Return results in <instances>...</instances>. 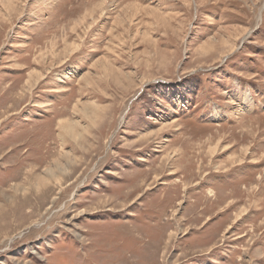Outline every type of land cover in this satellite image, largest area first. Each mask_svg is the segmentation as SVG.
Instances as JSON below:
<instances>
[{"label":"rangeland","instance_id":"1","mask_svg":"<svg viewBox=\"0 0 264 264\" xmlns=\"http://www.w3.org/2000/svg\"><path fill=\"white\" fill-rule=\"evenodd\" d=\"M0 264H264V0H0Z\"/></svg>","mask_w":264,"mask_h":264},{"label":"bare ground","instance_id":"2","mask_svg":"<svg viewBox=\"0 0 264 264\" xmlns=\"http://www.w3.org/2000/svg\"><path fill=\"white\" fill-rule=\"evenodd\" d=\"M240 97H241V95H240ZM8 120H9V119H8ZM62 130H64V127H62ZM65 130H66V129H65ZM70 137H71V139H72L73 141L75 140V138H74L73 135H71ZM50 174H51V173H50ZM50 174H47V175H50ZM31 175H32V174H31ZM36 181H37V180H36ZM37 182L40 183V181H37ZM37 182H36V183H37ZM41 182H43V181H41ZM43 183H44V182H43ZM37 185H38V184H37ZM38 186H39V185H38ZM41 186L43 187V185H41ZM46 189H47V188H45L44 190L46 191ZM39 190H40V189H39ZM42 191H43V190H42ZM43 192H44V191H43Z\"/></svg>","mask_w":264,"mask_h":264}]
</instances>
